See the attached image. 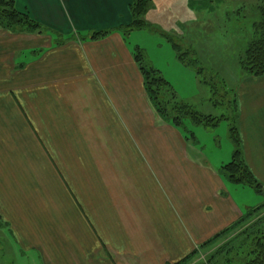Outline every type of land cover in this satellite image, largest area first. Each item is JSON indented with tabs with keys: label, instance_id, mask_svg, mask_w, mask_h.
<instances>
[{
	"label": "crops",
	"instance_id": "obj_1",
	"mask_svg": "<svg viewBox=\"0 0 264 264\" xmlns=\"http://www.w3.org/2000/svg\"><path fill=\"white\" fill-rule=\"evenodd\" d=\"M132 3L16 0L46 29L0 28V228L26 258L176 264L245 214L218 150L152 105L122 31ZM235 86L244 158L264 184V75L239 72Z\"/></svg>",
	"mask_w": 264,
	"mask_h": 264
},
{
	"label": "rangeland",
	"instance_id": "obj_2",
	"mask_svg": "<svg viewBox=\"0 0 264 264\" xmlns=\"http://www.w3.org/2000/svg\"><path fill=\"white\" fill-rule=\"evenodd\" d=\"M254 1L237 3L240 6L227 1L202 6L195 1L186 11L185 7L173 8L165 2L150 0L143 17L147 28L124 36L134 52L138 48L144 51L148 64L171 84L180 102L203 115L223 118L216 129L185 122L186 130L195 135V141H201L207 153L218 150L221 161H224L222 166L232 162L235 151L229 131L232 125H236L235 85L239 72L242 73L240 57L253 40V26L261 18L258 6L262 0ZM174 45L181 47L179 51L197 66L187 67L181 62ZM262 176L264 178V174ZM231 184L245 214L250 209L264 206V193ZM260 217H264V209L253 222ZM236 236L237 233L203 248L188 264H245L244 256L249 253H244L245 248L240 249L241 241ZM230 241H234L233 245L214 260L216 249ZM231 249L232 252L227 254ZM0 258V264H42L37 258L22 256L10 231L5 228H0Z\"/></svg>",
	"mask_w": 264,
	"mask_h": 264
},
{
	"label": "trees",
	"instance_id": "obj_3",
	"mask_svg": "<svg viewBox=\"0 0 264 264\" xmlns=\"http://www.w3.org/2000/svg\"><path fill=\"white\" fill-rule=\"evenodd\" d=\"M150 0H133L130 11L132 22L122 31L131 33L135 30L147 28V23L143 20L149 7ZM261 15L260 21L254 24V36L244 54L240 57V68L243 75L260 77L264 75V0L258 6ZM0 28L11 32H27L42 34L46 28L31 18L28 13L21 12L16 7V0H0ZM113 31L93 32L91 38L98 41L108 37ZM178 52V58L187 67L197 66L195 61H188L187 55L182 54L179 46L174 45ZM135 60L144 76V85L146 93L150 98L152 105L161 119L166 123H171L184 130L188 139L195 141V135L186 130L185 122L189 121L197 127L207 129H216L223 118L206 116L198 113L190 105L183 104L178 100L171 84L162 76V74L150 66L147 62V56L143 50L137 49L134 52ZM225 118V117H224ZM229 137L234 145L235 151L232 156V162L224 165L220 169V174L230 183L246 186L255 189L259 193H264V186L256 179L249 166L247 165L242 142L237 125H232L229 131ZM264 209L261 206L256 209H250L233 226L215 236L206 244L195 250L191 256L176 264H188L195 259L203 248L212 246L220 239L237 233L236 239L241 241L240 249H244L245 264H264V217H260L253 222V219ZM234 241L218 247L213 255L215 260L218 256L224 254V251L233 245ZM227 251V254L231 253Z\"/></svg>",
	"mask_w": 264,
	"mask_h": 264
}]
</instances>
